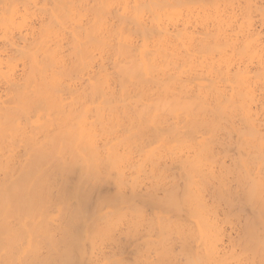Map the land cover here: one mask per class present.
Listing matches in <instances>:
<instances>
[{
    "label": "bare ground",
    "instance_id": "1",
    "mask_svg": "<svg viewBox=\"0 0 264 264\" xmlns=\"http://www.w3.org/2000/svg\"><path fill=\"white\" fill-rule=\"evenodd\" d=\"M188 1L0 0V264H144L143 252L148 253L151 247L156 249L158 243L161 245V239L166 242L170 231H167V235L164 233L166 241L157 235L158 241L160 239L158 243L156 236V241L152 239L159 231L157 228L152 238L146 235L147 240L151 239L157 243L155 245L153 242L154 245H151L152 242L148 241L151 246L147 249V240L144 242L143 235V243L140 238L134 240L139 229L132 224V220L135 219V223L137 221V226L144 222L140 215H146L144 212L148 210L146 208L150 203H146V208L143 204L145 211L140 213L141 204L145 202L141 203L142 195L147 194L145 199L150 198L151 203L163 201L160 198L163 191L159 195L154 190L158 192L159 188H162L165 191L166 188L163 187L166 183L162 182L164 185L159 186L157 178L165 179L166 185L169 184L167 187H171V195H177L175 191L178 182L175 180L180 179L175 178L172 182L173 176H187L188 180L189 176H198L191 177L189 181L185 178L187 184L184 183L180 193L183 195L185 192L183 196L186 195L187 200H182L184 197L178 196L180 193L177 195L180 199L171 198L169 192L167 193L168 199L163 201V205L168 210L174 208L173 216L179 214L174 210H181L186 201L191 205L196 204L198 200L202 203L205 199L202 196L205 194L201 192L206 184V190L209 186L214 188V199L215 196L223 198L226 206L238 204L236 202L242 197L239 204L234 205L240 207H232L236 212L242 210L243 215L246 211L244 206H248L252 214L249 217L251 219L244 215L248 221L243 219L246 223L244 228L240 227L245 239L243 236L239 239L241 234L238 235L235 230L239 237L236 239L240 240L236 243L240 245V249H236L239 245L234 242L224 245L227 249L232 248L234 253L229 254L231 249L228 252L225 247L217 248L220 246L216 245V242L223 238L219 234H222L224 225L220 223L222 220L219 222L212 216L208 217L214 209L211 211L207 204L202 206L205 200L201 204V210L196 209L198 206L193 209L190 207L192 211L189 215L195 221L197 219V228L200 225L199 230L203 238L198 235V230L195 235L201 239L192 231L196 232L195 221L191 219L190 223L189 215L186 218L188 221L184 218L189 222L188 226L195 224L190 227H195L190 230L194 235H191V239L194 238L198 242L196 251L192 254V249V255L188 253L186 256L191 263H187L189 260L185 263L193 264L195 261L196 264H264V119H260L264 115V40L261 39L260 33L264 31L262 32V27L258 28L261 31L257 30L254 23L258 20L253 22L252 18L257 17L252 14L255 10L256 13L257 9L259 13L264 1L259 0L263 3L257 5L258 0L256 3L255 0H205L206 3L199 7L193 5L196 1L193 0L192 5V0L189 3ZM193 7L198 9L194 17L191 14ZM262 11L258 16H261ZM261 20L262 16L259 21ZM263 21L264 19L260 23L263 24ZM261 36L264 39V35ZM259 45H262L261 48ZM245 51L247 53L242 55ZM245 59H256L257 63H246L251 60ZM179 65H190L188 70L185 68L184 80L186 76L189 77V69L192 68L190 71L194 72V69L199 67L203 71L206 68L205 73L209 75V79L212 78L210 84H202L201 87L195 82L201 87L200 89L197 86L200 95L206 94L200 96L202 99H199L197 94L198 98L194 97L195 94L192 93H196L198 89L196 84L190 81L193 76H199L200 79L201 71H195V74L189 72V81L195 84L193 88L197 89L194 91L191 85H187L188 77L185 80L187 84L181 82L185 69H179ZM174 68L183 71L179 73L177 69L181 76L175 73L176 71L173 72L175 74L170 72L174 71ZM178 82L184 85L181 84L182 91L187 94L190 87L193 91L190 94L194 96L189 93V97L186 94L185 97L182 96V86L177 84ZM178 85L179 88L181 86L179 90ZM176 89L180 92L179 95ZM145 96L150 99L152 97L150 104L137 100V97L147 98ZM154 98L157 102L153 101ZM214 100L217 103L214 104ZM168 101L175 102L173 107H170ZM217 110L218 113L223 112L219 114L225 115L228 121L219 119L221 116L216 114ZM149 111H152V117L149 116ZM145 112L151 118L148 121L144 119L148 118ZM161 116L163 119L166 117L163 122L159 120ZM168 116L171 120L167 119ZM237 117L241 118L240 124L236 122ZM243 123H247L249 127H244ZM157 128L159 133L154 131ZM163 128L168 137L165 136L164 130L160 133ZM235 129L245 137L242 136L243 140L241 136V139L236 138L241 140L239 143L245 141L240 143L242 147L239 143H234L240 146L239 153L240 150L245 152L239 156L238 152H233L237 157L231 155L228 148L224 147L232 144V140L231 143L223 144L219 139L224 131L228 132L224 135L231 137L229 132ZM237 130L235 132H238ZM169 139L178 142L174 144L175 149L170 148L171 144L166 146L169 143H165V140ZM163 143V147L170 151L169 154L174 150L177 152L174 153L176 156L173 153L170 155L174 156L171 160L167 159V155L164 156L166 150L161 145ZM218 147H221V150H218ZM225 156L231 157L230 165L224 164ZM163 159L169 163L163 161V164ZM174 166L178 167V175ZM127 176H134L133 184L139 185V191L137 186L134 187L130 182L131 178L128 181ZM140 176H149L146 179L142 177L148 184L151 181L150 176H159L156 178L157 182L153 179L156 183L152 188L154 190L151 189L152 186L144 184ZM203 176H237L238 179L236 177L233 186L230 181L229 186L234 190L231 191L226 189L228 183L225 178L217 177L215 181L204 177L203 180ZM169 177H173L171 184L168 183ZM200 178L205 182H201ZM127 181L131 183L130 186L129 183L127 186ZM104 184H113L115 191L99 195V198L93 201L90 197L93 195H90L93 189L91 187H94L95 191L98 186ZM144 185L146 186L142 190ZM179 186L178 184V188ZM149 188L152 191H147ZM190 188L195 192L201 191L199 193L202 196L197 193L194 197L198 200L192 196L190 201V195L194 192L190 194ZM203 191L205 192V189ZM223 191L229 194L225 192L224 196ZM142 192L144 194L141 195ZM156 195H159L160 199L154 198ZM228 195L232 198H228ZM233 195L241 197H238V200ZM129 202L136 207L134 205L132 208ZM155 203L152 208L156 206ZM160 205L163 206L162 203ZM129 206L136 209L134 216L135 211L139 213L138 219L137 215L132 218L133 213L131 216L127 213V218H132V232L131 235L125 236H129L127 240L135 236L134 241L132 240L134 249L130 248L133 253L124 257L122 253H113L116 249L114 248L111 253L113 255L110 256L106 248L104 251L101 246L108 242L109 247L111 236L114 234L111 233L112 228L115 227L116 230L122 222L120 217L124 207L132 210ZM160 207H155L157 211L152 209L151 214L155 215L156 212L157 215L158 210L162 211L164 208ZM161 211L159 214L163 215ZM214 212L217 213L216 210ZM151 214L145 217L152 222L151 226H154L156 222L150 221L153 218ZM180 215L179 219L177 215L174 216L176 219L171 217L176 225L171 221L172 224L169 222L168 228V225L164 227V224H168L167 215V222L165 220V223H161L165 228L163 231L169 229L170 224L178 228L172 227V230L184 231L183 228L187 225ZM242 215L237 216L234 213L233 217L239 219ZM124 216L126 217V214ZM140 217L142 220H139ZM127 218L123 220L126 219L127 222ZM116 219L117 224H114ZM228 221L226 223L230 225V219ZM243 222L236 223L240 225ZM126 224H129L127 227L131 229L130 223ZM231 225L230 227L233 226ZM133 227H136V232ZM138 227L141 229V225ZM160 228L161 226L158 229ZM237 228L240 229L239 226ZM161 231L158 234L164 235ZM187 231L190 233L189 229ZM188 236L190 237V234ZM172 237H168V240L171 241ZM173 238L176 240V237ZM169 241L162 245L163 248L172 244V241ZM140 243L146 244L147 248ZM221 244L223 246V243ZM112 246L110 248H113ZM120 246L122 243L117 248ZM144 248L147 252L142 251ZM169 248L167 249L170 251ZM157 249L160 257L163 250L160 247ZM165 250L163 253H167ZM102 252H106L108 256H104ZM99 253L102 254L101 257L97 255ZM183 253L186 254L185 251ZM167 254L170 255V252ZM156 256H152L148 262L151 264L152 259L155 264H166L170 260L160 261L162 257H157L159 261H154ZM116 258H119L117 263Z\"/></svg>",
    "mask_w": 264,
    "mask_h": 264
},
{
    "label": "rangeland",
    "instance_id": "2",
    "mask_svg": "<svg viewBox=\"0 0 264 264\" xmlns=\"http://www.w3.org/2000/svg\"><path fill=\"white\" fill-rule=\"evenodd\" d=\"M186 1H188V0H180L181 3L186 2ZM190 1H191V0H190ZM190 1H188V3H189ZM195 1H196V3H194ZM201 1H203V2H201ZM206 1L209 2L208 0H206ZM241 1H242V0H241ZM256 1H257V0H255L254 3H256ZM263 1H264V0H263ZM192 2H193V0L190 2L191 5L194 3L193 5L196 4V7H199V6H201V5L204 4L205 0H199V1L194 0V2H193V3H192ZM197 2H198V3H197ZM261 2H262V1H259V0H258L256 4H257V5H259V3L262 4L263 2H262V3H261ZM200 3H201V4H200ZM202 3H203V4H202ZM205 3H206V2H205ZM236 3H237V2H235V4H236ZM198 4H200V5H198ZM241 4L244 5L243 2H242ZM197 5H198V6H197ZM240 6H241V5H240ZM260 6H261V5H260ZM194 7H195V6H194ZM194 7H193V10H192L193 12L197 9V8L194 9ZM261 7L263 8V11H264V3L262 4ZM262 8L259 9V13H260V11H262ZM197 10H198V9H197ZM197 10L195 11L196 13H195V12H194V13H193V12L191 13L193 17L196 16V14L198 13ZM254 10H255V9H254ZM254 10H253V11H254ZM255 11H256V10H255ZM255 11L253 12L252 15H255V17H256V16H257V17L254 19V16H253L252 18H253V20H254L253 22H257L256 20H258V22H257L258 25H257V23H254V26H257V27H256L257 30H260V29H258V28H261V27H262L261 30H262V32H263V31H264V28H263V27H264V25H263L264 23H263V24L260 23V22H262V20L264 19L263 11H262V13L260 14V15L262 16V20H261V21H259V19H260L261 16H258V15H259V13H258V9H257V12H256V13H258V14H256ZM254 13H255V14H254ZM193 14H195V15H193ZM148 15H150V13H148ZM193 17H192V18H193ZM194 19H196V18H194ZM263 22H264V21H263ZM259 23H260V27H259ZM261 24H262V26H261ZM251 30H252V29H251ZM261 30H260V31H261ZM260 34H261V35H262V34L264 35V33H260ZM261 35H260L261 39L264 40L263 37H262ZM262 40H261V41H262ZM262 43H263V41L261 42V44H262ZM258 44H260V42H259ZM262 45L264 46V44H262ZM262 45H259V48H261ZM256 48H257V47H256ZM259 48H258V49H259ZM245 53H247V51H245L244 53H242V55H244ZM248 55H249V54H248ZM254 55H255V54H254ZM256 55H257V54H256ZM245 56L247 57V54H246ZM252 56H253V55H252ZM247 58H248V57H247ZM247 60H251V59H245V61H247ZM245 61H244V62H245ZM248 62H249V63H252V62H253V63H254V62L257 63L256 59H255V60H251V62H250V61H247L246 63H248ZM185 66H187V65H185ZM185 66H183V65H179V69H181V67H182L181 70H183V67H184V69L186 68V69L188 70V68H189L190 65H188L187 67H185ZM202 68H204V67H202ZM175 69H176V68H174V71H170V72L173 73V72L176 71L175 73H178L179 69L177 68L178 71H177V69H176V70H175ZM186 69H185L184 73H183V71L180 70L181 73H183V75H182V79L185 77ZM190 70H192V68L189 69V71H188V73H187V75L189 74V77L186 76V78H185V80H187V79L189 78V79L187 80L188 82L185 81L184 79L181 81V82H185L184 85L188 83L187 85H189V86L191 85L192 90L194 89V91H195V89H196L197 86H199V85L201 86L202 84H203V85H204V84H208V83L210 84V80H211L212 78L210 77V79H209V77H208L209 75H207V74L205 73V72H206V71H205L206 68H204V71H203V69H201L200 67H199V69L197 68V70L194 69V72H193V71L191 72ZM199 70L201 71V73H199V75H200L201 78L199 79V76H198V78H196V77L193 76L192 79H195V78H196V79L193 81V80L190 78L191 74H192V73L195 74V73H197V72H195V71H199ZM180 71H179V73H180ZM202 71L204 72V74H203ZM189 72H190L191 74H190ZM172 73H171V74H172ZM175 73H173V74H175ZM179 73H178V74H179ZM202 74H203V75H202ZM205 74H206V75H205ZM179 75H180V74H179ZM201 75H202L203 77H202ZM180 76H181V75H180ZM205 76H207L209 80H208L207 77H205ZM187 77H188V78H187ZM202 78H205V79H202ZM190 79H191V80H190ZM189 80L192 81V82H194V83L196 82L197 84L199 83V85H197L196 83H195L196 85H195V84H192ZM204 81H205V83H204ZM208 81H209V82H208ZM166 82H167V81H165V84H166ZM186 82H187V83H186ZM189 82H190L191 84H190ZM161 83H162V82H161ZM163 83H164V82H163ZM150 84H151V83H150ZM165 84H164V85H165ZM177 84H179V82H178ZM181 84L183 85V83H180L179 85H181ZM179 85H178L177 89L179 88ZM182 85H181V86H182ZM184 85H183V86H184ZM194 85L196 86V88H193ZM181 86H180V88H181ZM183 86H182L181 89L179 88V89H180V92L183 90ZM189 86H188V87H189ZM200 86H199V88L201 89L202 86H201V87H200ZM165 87H166V86H165ZM188 87H187V88H188ZM177 89H176V90H177ZM179 89H178V90H179ZM184 89H186V86H185ZM188 89H189V91L187 92V94H186V92H184V91H182V93H180V92L177 90V91H178V95H179V93H180V94H182V96H184V95L186 94L187 97H189L190 95L193 97L194 95H192V94H195L194 97H195V98H196V97L198 98V96H196V94H197V95H199V99H202V98H200V96L203 95V93L200 95V92H199L200 89L197 88L198 91H195L196 93H192L193 91L190 90V87H189ZM197 89H196V90H197ZM183 92H184V93H183ZM190 92H191L192 94H190ZM188 93H189L190 95H188ZM204 95H206V94H204ZM204 95H203V96H204ZM145 97H147V96H145ZM184 97H185V96H184ZM201 97H202V96H201ZM129 98H131V100H132L133 97L130 96ZM129 98H128V99H129ZM135 98H136V97H135ZM155 98H156V97H155ZM155 98L153 99V101L157 102L156 99H158V98H156V99H155ZM117 99H118V98H117ZM133 99H134V98H133ZM146 99H148V100H146ZM172 99H173V98H171V100H172ZM199 99H198V100H199ZM137 100H141L140 102H145V104H146L147 102L150 104L149 100L152 102V97H151V99H150L149 97H147V98H145V99H144V97H143V98H140V99H139V97H137ZM142 100H143V101H142ZM158 100H159V99H158ZM160 100H162V98H161ZM167 100H169V99H167ZM173 100H174V99H173ZM180 100H181V99H180ZM182 100H184V99H182ZM128 101H130V100H128ZM132 101H134V100H132ZM135 101H136V99H135ZM162 101H163V100H162ZM174 101H175V100H174ZM208 101H209V100H208ZM138 102H139V101H138ZM140 102H139V103H140ZM159 102H161V101H159ZM164 102H166V101H164ZM169 102H170V101H168L167 103H169ZM171 102H172V103H169V104H170V107H171L172 104H175V102H173V101H171ZM148 103H147V104H148ZM215 103H217V102L214 100V104H215ZM142 104H143V103H142ZM152 104H153V103H152ZM172 107H173V105H172ZM143 108H144V107H143ZM149 112H150V113H149V116L152 115V111H149ZM145 113H146V112H145ZM147 113H148V111H147ZM147 113H146V114H147ZM217 113H218V110L216 111V114H217ZM219 113H223V112H220V111H219ZM219 113H218V114H219ZM146 114H145V115H146ZM218 114H217V115H218ZM161 115L163 116V114H161ZM219 115H220L221 117H220V116H217V117H220L219 119H221V120H223L224 122H226L225 120H226L227 118L225 117V115H223V116H222V114H219ZM146 116H148V114H147ZM149 116H148V118H149ZM162 116H161L162 120H161L160 117H159V120L163 122V121L166 119V117H165V119H163L164 116H163V117H162ZM144 117H145V116H144ZM150 117H152V116H150ZM153 117H155V116H153ZM223 117H225V118L222 119ZM148 118L146 119V117H145L144 119L147 120V121L151 119V118H149V119H148ZM261 118L264 119V115H262V117H260V119H261ZM167 119H170V120H171V118H170L169 116L167 117ZM240 119H241V118H238V117H237V121H236V122H238L237 124H240V123H241ZM238 120H239V121H238ZM166 121H167V120H166ZM166 121H165V122H166ZM168 121H169V120H168ZM227 121H228V119H227ZM169 122H170V121H169ZM171 122H172V121H171ZM239 122H240V123H239ZM244 122H246V120H245ZM167 123H168V122H167ZM165 124H166V123H165ZM165 124H163V125H165ZM243 124H244V125H243L244 127H246V128L249 127V126H247V123H243ZM248 125H249V124H248ZM159 128H161V127H159ZM149 129H150V127H149ZM156 130H157L158 133H159L158 128L155 129L154 131L156 132ZM163 130H164V128H163V129H160V133H163V132L165 131V132H164V133L166 134L165 136H167V132H166V130H164V131H163ZM236 130H237V129H235V130L229 132V134H230L231 137H229V136L226 135V134L224 135V133H226L227 131H226V132H225V131H224V132L221 131V133H222V132H223V133L221 134L222 136L220 135L221 138L219 137V139L223 142V144H225L226 142H228V143L230 142V143H231V140H232V144H227L228 147H226L227 145L224 146L225 148H228L227 150L230 151L231 155H234V153H237V152H238V153H237L238 156L240 155V153H241V155H244L245 152H243V150H240V153H239V151H238V150L240 149V146L242 147V145H241L240 143H244V142H245V141H242V142L239 143V140L241 139L240 136H241V137H242V136L244 137V134L241 135V133L239 132V130H237L238 132H235ZM162 131H163V132H162ZM232 132H233V134H232ZM227 133H228V132H227ZM234 133H235V134L238 133V134H240V135L238 136V134H237V136H236ZM231 134H232V135H231ZM225 136H226V137H225ZM233 136H234V137H233ZM167 137H168V136H167ZM243 137H242L241 140H243V139L245 138V137H244V138H243ZM186 138H188V137L186 136ZM191 138H193V137H191ZM228 138H229V139H228ZM234 138H235V139H234ZM236 138H240V139L237 140ZM170 139H171V138H170ZM170 139H169V141H166V140H165V143H167V142L169 143L168 145L166 144V146L168 147V146L171 144L170 146H172V147H170V148L175 149V146H176V145L174 146V144H176V143L178 144V142H177V141H174V140H170ZM188 139H189V138H188ZM195 139H196V138H195ZM224 139H225V140H224ZM233 139H234L235 141H233ZM241 140H240V141H241ZM172 141H173V143H172ZM237 141H238V142H237ZM170 142H171V143H170ZM175 142H176V143H175ZM224 142H225V143H224ZM235 142H236V143H239L240 146L238 147V144H237V146H236V145L234 144ZM161 145H162V147H163L164 143L161 144ZM230 145H232V146H230ZM164 146H165V145H164ZM167 147H166V148H167ZM234 147H235V148H234ZM163 148H164V147H163ZM166 148H164V149L166 150ZM170 148H169V150H170ZM220 148H221V147H218L217 149H218V150H221ZM235 149H236V150H235ZM241 149H242V148H241ZM160 150H162V149L160 148ZM167 150H168V148H167ZM167 150H166V151H167ZM171 150H172V149H171ZM218 150H217V151H218ZM162 151H163V150H162ZM162 151H161V152H162ZM166 151H165L166 154H165L164 152H163V153H164V156H165V155L168 156V157H167V156H165V157H167V159H169V160H171L172 157H174L173 155H172V157L170 156L172 153H173V154H174V153L177 154V152H176L175 150H174L175 152L172 151L171 154L168 153V152H170V151H167V152H166ZM184 151H186V150H184ZM233 152H234V153H233ZM230 153H229V155H230ZM168 154H169V155H168ZM237 154H235L234 156L237 157ZM174 155H175V154H174ZM164 156H163V158H164ZM175 156H176V155H175ZM229 157H230V156H229ZM229 157H228V156H225V157H224V158H226V159H224V160H226V162H224V164H228V165H230L232 159L230 160L231 157H230V158H229ZM170 158H171V159H170ZM232 158L235 159L234 157H232ZM165 159H166V158H165ZM165 159L162 160V163H163V164H164V162H166V164L169 163V162H168L167 160H165ZM163 161H164V162H163ZM170 162H171V161H170ZM174 167H175V166H174ZM174 167H173V169H174ZM176 167H177V166H176ZM176 167H175V170L178 171V170L176 169ZM177 168H178V167H177ZM178 173H180V172L178 171L176 174L178 175ZM114 177H115V176H114ZM127 177H128V176H127ZM133 177H134V176H129V177H128V181H130V180L132 179L130 182H132V185H133L134 187L137 186L136 189L138 190L139 185H138V184H135V185H136V186H135V185L133 184V183H134ZM136 177H139V176H136ZM142 177H144V176H142ZM142 177L140 176V178H142ZM148 177H149V176H146V177H144V178L146 179V178H148ZM157 177H159V176H154V177H153V176H152V177L150 176V180H151L152 182H154L153 179L155 178V182L158 181L159 184H158V183H157V184H158L159 186L162 185V182H164V184H165V183L167 184V182L164 181L165 179H160V180H159V178H157ZM161 177H162V176H161ZM161 177H160V178H161ZM163 177H164V176H163ZM163 177H162V178H163ZM167 177H168V176H167ZM173 177H174V179H173ZM173 177H172V178L169 177L170 179H168V180H170V181H168V180H166V181H168V183L171 184V179H173L172 182H174L175 178H176V179H180V181H179V180H178V181L175 180V182H178V183H176V184H177V185H176V186H177V190L175 191V192L177 193V195H178V194L181 192V190H182L181 188L185 186L184 183H186V182H185V180H186L185 178H186L187 176H178L179 178H177L176 176H173ZM191 177H192V178H194V177H195V178H198V176H197V177H196V176H194V177L191 176ZM191 177L189 176V178H190L189 180L192 179ZM204 177H207L208 180H209V178H212L211 176H210V177H208V176H203V180H205ZM215 177H216V176H215ZM215 177H213L212 179L216 181L217 177H220V176H217L216 178H215ZM236 177H237V176H221L220 178H225L224 180H226V182L228 183V187H229V189H228V187H227L226 189H227V190H231V188H230V186H229V183H230V181H231L230 185L233 186V184H235V179H236ZM130 178H131V179H130ZM151 178H152V179H151ZM156 178H157L158 180H157ZM164 178H165V177H164ZM220 178H218V179H220ZM134 179H135V178H134ZM145 179L142 178V181H144ZM166 179H167V178H166ZM183 179H184V180H183ZM237 179H238V177H237ZM150 180L148 179V182H149ZM156 180H157V181H156ZM162 180H163V181H162ZM182 180H183V181H182ZM187 180H188V177H187ZM189 180H188V181H189ZM200 180H201V182H203V180H202L201 178H200ZM128 181L126 182V183H127V186H128V183H129ZM151 181H150V183H149L150 185L147 183V180L144 181V184L148 185L149 187L152 186V187H151V189H152V188L155 187L154 185H156V183L154 182L155 184L153 183V185H151V184H152ZM160 181H161V182H160ZM188 181H187V182H188ZM215 181H213V182H214V183H218V182H215ZM217 181H218V180H217ZM204 182H205V181H204ZM204 182H203V183H204ZM206 182H208V181L206 180ZM232 183H233V184H232ZM130 184H131V183H129V186H130ZM164 184H163V185H164ZM166 184H165V185H166ZM178 184L180 185L179 188H178ZM183 184H184V185H183ZM186 184H187V183H186ZM105 185H106V186H105ZM146 185H144V186L142 187V190H143V188H145ZM163 185H162V186H163ZM165 185H164L163 189L166 188V189H165V191H167L166 193H165L164 190H162V188H159L158 192H157L156 189H155V190L152 189V190L155 191L156 194L161 195V194H160V193H162L161 191H163V193H162L163 196H164V194H166V196H164V197H165L164 199H163V196H162V195L160 196L161 200L164 201L165 199H168V195H167L168 192H169V193H168V194H169V197L172 196L171 198L176 197V199H180L181 197H184L185 199L183 198L182 200H184V201L187 200V197H185L186 195L183 196L184 194H186L185 192H183L184 190L182 191V192H183V195L180 193V195H178V196H181V197L177 198L178 196H177L175 193H172V195H171V192H170V191H171V187H169V188L167 187V186H169V184L166 185V187H165ZM206 185H207V184H206ZM206 185H205V188H204V189H205V192L203 191L204 189L202 190V192H201V191L195 192L192 188H190V189H192L191 192H189L190 194L192 193V191L195 192V193L193 192L194 195H193V193H192V195H190V196H191V197H190V201H192L191 199H192L194 196H196L195 194L198 193V194L200 195V197H201V196H202L201 194L204 193V194L206 195V197H204L205 195H203L202 197L205 198L204 200H205L206 202H205V201L203 200V198H202V200H203L204 203H205V204L202 205V206H205V205L207 204V205L209 206V208L211 209V211L214 209L212 212H210V213H212V214H209L208 217L210 218V217L212 216V217L215 218V220L217 219L216 221H219V222L222 220L220 223H221L222 225H224V227L222 226V227H223L222 229H224V230L221 229L222 234H219V233H218V234L221 235V237H223L222 239H223L224 241L221 239L220 236L218 237L219 239H221L220 242H218V243L216 242V245L219 244V246H220V247H217L218 249H219V248H222V247H225V246L228 245V243H230V242H231V244H232L233 242H234V244H238V243H236V242H238L237 240L241 239V237L243 236V235L241 234V233H242V231H241L242 229H241V228H244L243 225H245V223L248 221V219H245V218H246L247 216H248L247 218H249V217L252 216V214H251V210H250V207H248V206L245 207V206H244V208H245L246 211H248V209H249L250 211L246 212V211L244 210V208H243V211H245L246 214L243 212V215H242V212H241L242 210H239L238 212H236V210H235V208L238 209V208L240 207V205H239V207L234 206V205H238V204H239V201L242 199L241 196L237 195L238 197H241V199H240V198H238V197H235L236 195H235V196L233 195L235 198H238V200H239V199H240V200H239L238 202H236V203H238V204H234V205H232V206L235 207V208H233V207L230 205V206L232 207V208H231V207H229V205L226 206L227 203H225V200H224L223 198H220V197L218 198L217 196H215L217 200L214 199V196H213V195H214V194H213V191H214V190H212L213 187H212V186H209V187H208V190H206V188H207ZM212 185H213V183H212ZM215 185H217V184H214V186H215ZM102 186H103V188H102ZM99 187H101V188H99ZM112 187H113V188H112ZM91 188L94 189V187H91ZM95 188H97V187H95ZM93 189L91 190V193H90V195H92V194H93V195L90 196V197H91V199L93 198V199H92L93 201H95V200H97V199L99 198V195L102 196V195H105L106 193H113V192L115 191V186H114L113 184H104V185L98 186L97 189H98L99 191H98L97 189H95V191H94ZM151 189L149 188L147 191H150ZM178 189H179V190H178ZM180 189H181V190H180ZM183 189H184V188H183ZM190 189H188V191H189ZM213 189H214V188H213ZM139 190H140V189H139ZM139 190H138V191H139ZM152 190H151V191H152ZM209 190H210V191H209ZM92 191H93V192H92ZM97 191H98V192H97ZM211 191H212V192H211ZM231 191H234V190H231ZM143 192H145V191H143ZM143 192L141 193V195L144 194ZM199 192H201V194H200ZM225 192H226L227 194H229L227 191H225ZM225 192L223 191L224 196H226ZM100 193H101V194H100ZM174 194H175V195H174ZM198 194H197V195H198ZM208 194H210V195H208ZM212 194H213V195H212ZM141 195H140V198H141ZM146 195H147V194L142 195V198H141L142 201H141V203H142L143 201H145V202L141 204L143 208H142V207L140 208V210H139L140 213H141V211H143L144 206L146 205V203H150V204H151V205L149 204V206H148V205L145 206V208L148 206V207L146 208V209H148V210H146V212H147V211H148V212L146 213V212H144L145 210L143 211L146 215H150L151 212L153 211L152 209H154V210L156 209L155 211H157V208H159V207L161 206L160 203H162V205L165 204L163 201H162V202L160 201V203L156 202L157 204L154 202L156 206H154V207L152 208L151 206H153L154 203H153V201H152L153 204L150 202V198H149V199H145V198H146ZM159 195H156L157 197L155 196L154 198H156V199H160V198H158ZM143 196H145V197H144V200H143ZM148 196H149V195H148ZM192 196H193V197H192ZM212 196H213V198H212ZM227 197L229 198L230 195H228ZM194 198H195V197H194ZM198 198H199V197H198ZM206 198H207V199H206ZM210 198H211V199H210ZM230 198H232V197H230ZM235 198H234V200L236 201ZM141 199H140V200H141ZM195 199H197V198H195ZM212 199H213V200H212ZM221 199H222V200H221ZM148 200H149V201H148ZM153 200H154V199H153ZM193 200H194V199H193ZM197 200H198V199H197ZM218 200H219V201H218ZM180 201H181V200H180ZM184 201H182V202H184ZM198 201L200 202L201 200H198ZM198 201H197L196 204H200V205H196L195 203H194V205H191L190 203L188 204L187 201H186V202H185L186 204H185V205H182L181 210L177 209V210H178V211H177V210L175 209V210H174L175 212H179V214H175V215H177V216H176L177 219H179L178 216L181 214L180 216H181L182 219L185 221V219L188 217V215H189L190 212L192 211V210H190V207L193 209V207L195 208V206H198V207H196V209H200V210H201V208H203V207L201 206V204H203V201H202V203H201V202L198 203ZM209 201H210V202H209ZM193 202H194V201H193ZM193 202H192V203H193ZM218 202H219V203H218ZM130 203H131V202H129V204H130ZM133 203H134V202H133ZM139 203H140V202H139ZM233 203H235V202H233ZM143 204H144V206H143ZM134 205H135V204H134ZM134 205L131 203L130 206L132 207V206H134ZM141 205L139 204V206H141ZM159 205H160V206H159ZM186 205H187V206H186ZM188 205H189V208H188ZM221 205H222V206H221ZM223 205H224V206H223ZM130 206H129V209L131 208ZM135 207H136V205H135ZM155 207H157V208H155ZM163 207L165 208V205L161 206L160 209L163 208ZM124 208H125L124 212H125V211H127V212L124 213V212L122 211L121 214H122L123 216H124V214H126V217H125V216L123 217L122 215H121L122 218H121L120 216H119V217H120V219L122 220L121 223H122V224L125 223V224H124L123 226L120 225L121 223L118 224V228H116V230H114V229H115L114 224H117V222H116L117 219H116V220H115L116 223H114L113 226H112V227H114V228H112L111 233L113 232L114 234H113V235L111 234V235H112V236H111V237H112V240H110V242H109V247L107 246L108 242H107V244H104V246H101V247H103V250H104V251H105L104 248H106L107 253L109 252V253H110V256L113 255V254L111 255V253H112V251L114 250V248H116V249H115V251H114L113 253H117V252H118V255L122 253L121 255H124V257L127 256V255H130L131 253H133V252H131V251H133V250H131V249H134V248H132V246H133V241H134V240L136 241L137 238H140L139 240H141V239L144 238V242H145V241L147 240V238H148L147 236H149V237L151 236L150 238H152V235H153V234H156V233H155V232H157L156 230H159V231L157 232L156 235H153L154 238H152V239H154V241H156V239H155V236H156V238H157V243H158V242L160 241V239H159V241H158V237H159V236H162V238H164L165 234L168 233L167 231L169 230L170 232H172V233L169 232V235H170L171 237H172V236H173V237H176V240L172 237V238H171V241H172V242H171V241L168 240V237H170V236H167V241H166L165 238H164V240H165L166 242H164L163 239H161V242H160L161 245H159V243H158V246H155L156 249H153L152 247L149 249V247H150L151 245H154V243H156V242H154V241H153V242H154V243H153L151 239H149V240L146 241V244L148 245V248H147L146 244H145V245H144V244H141V243H143L142 240H141L142 242L140 241V242H141L140 245H142V246L144 245V247H146V248L149 249V251H150V253H149V251H148V253L143 252L145 255L147 254L146 256L148 257V258L145 257V255L143 254L144 257H145V258H144L143 255H142L143 259L145 260V262H146L147 264H150V263L148 262V260L150 261V258H151L152 256L155 257L156 255H158V256H156V259L154 260V261H156V260H157V257H159V254H158L159 251L157 252L156 250L159 249V248L157 249V247H160L161 250H163V251H164V249H166L165 252H167V253L170 252V255H171V256H170V255H168L167 253H163V251L160 250V251H161V252H160L161 255H160L159 258L162 257V253L164 254L163 257L160 259V261H161V260H162V261H167V259H170V260H168V261L166 262V264H187V263H191V261L188 259L189 257H187V259H186V256L189 255V254H190V256H191V255L196 251V250H195V248H196V244H198V242L195 241L194 238L191 239V235H193V232H194V235H195V234L199 231V234H198V233H197V234H198L200 237H202V236H201V233H200L201 231L199 230L200 225H199V227L197 228V226H198V225H197V219H196V221H195L194 218L191 217V215H189L188 220H190V223L192 222V220H194L196 225L192 223V224H189V226H188V223H189V222L187 223L186 221H188V220L186 219V221H185L186 224H185V223H184V224L187 225V226H185L184 228L182 227V228L184 229V231L181 230V229H179L178 231H175V230H172V229H171L172 227H173V229L177 228V226L174 227V225H176V224L174 223L175 220H173L174 218L176 219V217H174L175 215L173 216L174 213H173V211H172L174 208H173V209L170 208L169 210L166 209V208H165L166 210H164V208H163V210H162L163 212H162L161 210H158L159 212L161 211V212L163 213V215L161 214V215H162V219H161V215L159 214V212H157V215H156V212H155V215H156L157 217L160 215V218H158V219H157V217L155 218V215H152V214H153V213H152L151 216H153V218H152L150 221L155 220V222H156L155 224H157V223L160 222V220H162L163 222L161 221L160 224H161V223L163 224V223H165V222H164L165 220H166V222H167V219H168L167 217L169 216L168 224H164V227H166V226L168 225V226H167V228H168V227H169V222L171 223V221H173V224H174V225H171V224H172V223H171V224H170L171 227H170L169 229H166V231H163L165 228H163L162 224H161V225H160V224H159V225H158V224H157V225L154 224V226H151V223H152V222H151V223L149 222V219H147V217H145L146 215L144 214V215H145L144 217H143V215H140V216L143 218V220H144V222H142V223H140V224L138 223V224H139L138 226L141 225V229L137 226V224H136L137 221H136V223H135V221H134L135 219H133V220H132V224H135L136 227H137V228H136V227H133V230L136 228V229H139V232H136V229H135L134 232H136V234H137L136 238H135V236H134V237L131 236L132 238L130 237V240H127L129 236L127 237V236H125V234L128 235V234H130V233L132 232V227H131L132 224H131V220H130V219L134 218L136 215H137L136 217H137V219H138V215H139V213H138V211H135V212L138 213V214L135 213V216H134V209H135V208H134V209H132L133 207L131 208V209L133 210V212H132V210H127L128 207H124ZM137 208H138V207H137ZM209 208H208V210H210ZM246 208H247V209H246ZM219 209H220V210H219ZM223 209H224V210H223ZM233 209H234V210H233ZM135 210H136V209H135ZM184 210H185V211H184ZM189 210H190V211H189ZM200 210H196V211H200ZM215 210L217 211V213L214 212ZM225 210H226V211H225ZM128 211H131V212H128ZM171 211H172V212H171ZM181 211H183V212H181ZM196 211H195V212H196ZM164 212H166V213L168 212V213L165 214ZM185 212H186V214H185ZM187 212H189V213H187ZM223 212H225V213H223ZM123 213H124V214H123ZM127 213H129V214L131 213L130 215L128 214V216H131L132 213H133V216H131L132 218H129V217H128V218H129V219H128V218H127ZM172 213H173V214H172ZM222 213H223V214H222ZM234 213H236L237 216L242 215L241 218L238 217L239 219H237L236 216H235L236 218L233 217V216H234ZM238 213H239V214H238ZM164 214L166 215V217L164 216ZM171 214H172V216H170ZM197 214H198V213H197ZM214 214H215V215H214ZM167 215H168V216H167ZM222 215H223V216H222ZM229 215H231V216H229ZM244 215H247V216H244ZM198 216H199V215H198ZM219 216H220V217H219ZM226 216H227V220H225ZM141 217L139 218V220L141 219ZM149 217H150V216H149ZM149 217H148V218H149ZM164 217H165V218H164ZM171 217H173V219H172ZM212 217H211V218H212ZM224 217H225V218H224ZM243 217H244V218H243ZM124 218H127V222L125 221L126 219L123 220ZM144 218L147 220V223H145V219H144ZM150 218H151V217H150ZM163 218H164V219H163ZM166 218H167V219H166ZM170 218H171L172 220H171ZM184 218H185V219H184ZM214 218H213V219H214ZM234 218H235V219H234ZM118 219H119V218H118ZM159 219H160V220H159ZM182 219L180 218V221H181V222H183ZM191 219H192V220H191ZM213 219H210V220H213ZM229 219H230V223H231V224L233 223V224H232L233 226L229 223L232 227H230V225L227 224V223L229 222V221H228ZM240 219H241V221H240ZM243 219H245L246 222H243ZM249 219H251V218H249ZM139 220H138V221H139ZM141 220H142V219H141ZM156 220H157V221L159 220V221L157 222ZM237 220H238V221H237ZM124 221H125V222H124ZM128 221H130V222H128ZM194 221H193V222H194ZM224 221H225V222H224ZM231 221H232V222H231ZM119 222H120V221H118V223H119ZM133 222H134V223H133ZM139 222H141V221H139ZM223 222H224L225 224H224ZM226 222H227V223H226ZM236 222H238V223H239V222H243L244 224H243V223H242V224L240 223V225H242V226H240V225H239L238 223H236ZM126 223H130V227H131V229L128 228V227H129V224H126ZM148 223H149L150 225H148ZM153 223H154V222H153ZM176 223H177V222H176ZM146 224H147L148 226H147ZM184 224H183L182 226H184ZM135 225H133V226H135ZM152 225H153V224H152ZM177 225H178V227L180 226L178 223H177ZM192 225H195V226H196V229H195L196 232H195L194 230H192L193 228H195L194 226L192 227V229L190 228ZM234 225H235L236 227H235ZM115 226H116V225H115ZM127 226H128V227H127ZM150 226L153 227V228H152V230L154 229L153 231L151 230ZM156 226H158V227H156ZM160 226H161V228L158 229ZM227 226H228V227H227ZM237 226H239V228H240V227H241V228L238 229ZM146 227H147V228H146ZM233 227H234V228H233ZM119 228H120L121 231L119 230ZM121 228H122V229H121ZM127 228H128V229H127ZM156 228H157V229H156ZM179 228H181V226H180ZM185 228H186L187 230L189 229V231L192 230L193 232L190 231V233H187L188 231H187ZM230 228H231V230H230ZM235 228H236V229H235ZM117 229H118V230H117ZM125 229H126V230H125ZM129 229H130V231H128ZM145 229H146V230H145ZM155 229H156V230H155ZM161 229H162L163 233H162ZM177 229H178V228H177ZM228 229H229V230H228ZM185 230H186L187 232H186ZM197 230H198V231H197ZM232 230H233V231H232ZM235 230L237 231L238 235L241 234L240 238L237 236ZM117 231H118V232H117ZM141 231H142L143 233H142ZM150 231H151V233H150ZM160 231H161V234H164V233H165V234H164V235H160V234H158V233H160ZM179 231L181 232L182 235H181V234L179 235V234L176 233V232L180 233ZM238 231H239V232H238ZM124 232H125V233H124ZM126 232H127V233H126ZM128 232H129V233H128ZM145 232H147V233L149 232V234H151V235H149V234H147V233H145ZM153 232H154V233H153ZM174 232H175V233H174ZM122 233H123V234H122ZM144 233H145V234H144ZM228 233H229V235L232 234V235H230L231 237H229ZM239 233H240V234H239ZM118 234H119V236H118ZM120 234H121V235H120ZM138 234H139V235H138ZM140 234H141V235H140ZM171 234H172V235H171ZM183 234H184V235H183ZM188 234H190V237L188 236ZM130 235H131V234H130ZM142 235H143L144 237H143ZM146 235H147V236H146ZM157 235H158V237H157ZM166 235H167V234H166ZM194 235H193V236H194ZM140 236H141V237H140ZM185 236H186V237H185ZM195 236H197V235H195ZM199 236H197V237H198L199 239H201ZM233 236H234V237H233ZM124 237H125V238H124ZM142 237H143V238H142ZM165 237H166V236H165ZM181 237H183L182 240H181ZM197 237H196V238H197ZM224 237H225V238H224ZM227 237H228V238H227ZM133 238H135V239L133 240ZM145 238H146V239H145ZM159 238H160V237H159ZM187 238H188V240H187ZM202 238H203V237H202ZM236 238H239V239H236ZM242 238H244V236H243ZM120 239H121V240H120ZM199 239H198V240H199ZM230 239H231V240H230ZM233 239H235V240L233 241ZM244 239H245V238H244ZM244 239H242V240L244 241ZM114 240H116V241H114ZM119 240H120V242H119ZM126 240H127V241H126ZM132 240H133V241H132ZM179 240H181L182 242L179 241ZM186 240H187V241H186ZM242 240H241V242H242ZM111 241H112V242H111ZM148 241H151L152 243H151V242H148ZM168 241H169V243L171 242L173 245H172V244H170V245H166V246L163 248V246H164L166 243H168ZM115 242H119L120 244H119V243L116 244ZM147 242H148V243H147ZM162 242H163V244H162ZM176 242H177V243H176ZM178 242H179V243H178ZM196 242H197V243H196ZM239 242H240V240H239ZM113 243H114V244H113ZM121 243H122V246L118 247V248H120V250H121V251H120V250L117 248V246H118V245H121ZM149 243H151V245H150ZM157 243H156L155 245H157ZM180 243H181V244H180ZM182 243H183V244H182ZM221 243H223V246H222ZM112 244H113L114 246H112ZM134 244H135V243H134ZM177 244H178V245H177ZM115 245H117V246H115ZM149 245H150V246H149ZM162 245H163V246H162ZM179 245H180V246H179ZM182 245H183V246H182ZM188 245H189L190 247H189ZM224 245H225V246H224ZM238 245H239V244H238ZM238 245H235V247H237ZM110 246H112L113 248H110ZM142 246H141V247H142ZM167 246L170 247V248H169L170 251L167 249V248H168ZM175 246H176V247H175ZM153 247H154V246H153ZM177 247L180 248V250H178ZM107 248H110V250H108ZM122 248H123V249H122ZM130 248H131V249H130ZM225 248H226V250H228V252H229V250L231 249V250H230L231 253H229V254H232L233 251H232V248H231V247H228V249H227V247H225ZM142 249H143V247H142ZM151 249H153V250H151ZM176 249H177L179 252H181L182 255H181ZM192 249H194V250H193V252H192V254H191V253H190V250L192 251ZM196 249H197V248H196ZM236 249L239 250V249H240V245H239V247H237ZM103 250H102V251H103ZM118 250H119V251H118ZM167 250H168V251H167ZM172 250L175 251V252L173 253ZM220 250H222V249H220ZM110 251H111V252H110ZM142 251H146L145 248H144V250H142ZM151 251H152V252H151ZM153 251H154V252L156 251L157 254H156V253H153ZM176 251H177L178 254H176ZM184 251L186 252V254L183 253ZM146 252H147V251H146ZM105 253H106V252H102V254H104V256H105V255L108 256V254H107V253L105 254ZM129 253H130V254H129ZM188 253H189V254H188ZM199 253H200V252H199ZM233 253H234V252H233ZM102 254L99 253V254H97V255H100V257H101ZM141 254H142V253H141ZM149 254H150L151 256H150ZM154 254H155V255H154ZM165 254H167L169 258H168L167 255H166L167 258L165 259ZM179 254H180V256H184V257H181V258H180ZM200 254H201V253H200ZM148 255H149L150 257H149ZM176 255H177V256H176ZM139 256H140V255H139ZM232 256H233V255H232ZM100 257H99V258H100ZM116 257H117V256H116ZM171 257H172V258H171ZM174 257H175V258H174ZM176 257H177V258H176ZM233 257H235V256H233ZM96 258H98V256H97ZM146 258H147V260H146ZM152 258H153V257H152ZM182 258H183V259H182ZM118 259H119V258H116V263H117ZM163 259H164V260H163ZM172 259H173L174 261H173ZM179 259H180V260H179ZM181 259H182L183 261H182ZM184 259H185L186 261H185ZM188 260H189V261H188ZM151 261L153 262L152 259H151ZM157 261H159V260H157ZM187 261H188V262H187ZM145 262H144V264H145ZM152 262H151V264H152ZM185 262H187V263H185ZM192 262H193V260H192ZM156 263H157V262H156ZM194 263L196 264L195 261L193 262V264H194ZM117 264H118V263H117ZM153 264H155V262H153ZM157 264H165V263L158 262ZM197 264H198V263H197ZM201 264H203V263H201Z\"/></svg>",
    "mask_w": 264,
    "mask_h": 264
}]
</instances>
